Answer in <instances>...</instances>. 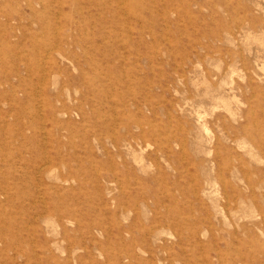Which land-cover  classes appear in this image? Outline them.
Masks as SVG:
<instances>
[{
  "label": "rangeland",
  "instance_id": "rangeland-1",
  "mask_svg": "<svg viewBox=\"0 0 264 264\" xmlns=\"http://www.w3.org/2000/svg\"><path fill=\"white\" fill-rule=\"evenodd\" d=\"M0 264H264V0H0Z\"/></svg>",
  "mask_w": 264,
  "mask_h": 264
}]
</instances>
